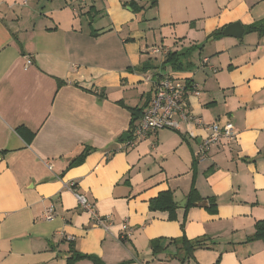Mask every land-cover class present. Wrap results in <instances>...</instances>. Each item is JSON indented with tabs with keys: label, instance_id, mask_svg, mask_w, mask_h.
<instances>
[{
	"label": "crops",
	"instance_id": "0c3cea01",
	"mask_svg": "<svg viewBox=\"0 0 264 264\" xmlns=\"http://www.w3.org/2000/svg\"><path fill=\"white\" fill-rule=\"evenodd\" d=\"M133 1L145 10L133 13ZM151 1L0 0V264H70L74 253L93 259L73 264H264V241H248L264 221V35L248 31L264 19V0ZM235 23L242 37L225 36ZM216 30L223 35L213 39ZM153 46L180 56L182 70L151 56ZM143 64L192 85L195 121L126 148L125 106L148 96L136 91ZM215 122L233 124L236 137L199 160ZM71 187L112 217L109 231L94 226ZM192 189L215 198L217 212L203 202L187 209ZM165 191L177 204L173 221L150 210ZM183 235L216 246L182 261L166 241L152 254V240Z\"/></svg>",
	"mask_w": 264,
	"mask_h": 264
},
{
	"label": "built area",
	"instance_id": "2783aa9c",
	"mask_svg": "<svg viewBox=\"0 0 264 264\" xmlns=\"http://www.w3.org/2000/svg\"><path fill=\"white\" fill-rule=\"evenodd\" d=\"M31 0H23L28 4ZM82 4L94 0H79ZM150 55L165 59L170 54V49L165 46H153L149 50ZM32 64L30 58L27 59V67ZM144 82L150 84L151 98L148 108L144 115L137 121L133 127L132 137L126 143V148H133L139 141L152 133L160 130H178L181 122L192 123L194 116L187 110V95L191 88L187 83L178 79H173L168 75H158L154 72H147L144 76ZM207 136L202 141L196 153V157L202 160L206 157L208 150L222 140L228 143L236 137V130L233 124L226 122L221 124L215 122L205 126ZM52 169V165L49 166ZM76 195L80 208L87 212L92 219L94 226L103 228L107 231L114 225L111 216H102L98 213L95 205L89 199L79 193L76 188L71 187ZM56 208L50 206L46 219L51 220L55 217ZM122 234L119 236L121 242H125L131 235V229L128 223L121 224Z\"/></svg>",
	"mask_w": 264,
	"mask_h": 264
},
{
	"label": "trees",
	"instance_id": "16d2710c",
	"mask_svg": "<svg viewBox=\"0 0 264 264\" xmlns=\"http://www.w3.org/2000/svg\"><path fill=\"white\" fill-rule=\"evenodd\" d=\"M156 5V1L153 0L150 2V7ZM126 6H130L132 8L133 13H140L143 10H145L146 6H140L136 2H129L126 4ZM249 32H258L260 35H264V19L261 20L260 22L254 24L251 26L248 30ZM222 31L221 30H216L211 34V37L213 39H218L222 37ZM166 64H171L172 68L174 71H180L182 70V62L180 61V56H178L176 53H170L164 60V65ZM153 68L151 66H146V64H143L141 68L138 70L142 73H147L148 71H151ZM156 69V68H155ZM158 75V72H154ZM188 84V83H187ZM188 87H192L191 84H188ZM150 98H151V91L148 92V96L146 97V100L144 101L143 105L140 107H127L124 105V103L119 102V104L125 106L132 114V128L131 131H133V127L137 121L144 115L146 109L149 106L150 103ZM131 134V133H130ZM132 137V135H131ZM131 139V138H130ZM129 139V140H130ZM88 154V150L85 149V151L77 156L75 159H73L70 163V167H75L77 165H80L85 157ZM211 170H209L210 172ZM197 192L195 189H192L191 193L189 194L187 198V206L186 208H190L192 206L197 205V203H206L204 206L212 213L217 212V203L215 198H208V199H201L198 198ZM150 210L151 211H164L169 213V219L170 220H176L177 215H176V210H177V204L174 200V195L172 191H165L160 193L156 198L152 199L150 201ZM182 229L184 230V223H182ZM255 234L251 236L248 241H256V240H262L264 241V221H259L257 222L255 226ZM169 241L170 244L175 245L177 254L176 257H181V260L184 261L186 259L193 258V255L196 251L198 250H212L215 248L216 243L215 241L209 237V236H202L199 238L195 239H188L185 235L179 237V238H159V239H154L150 242L151 246V251L154 256H157L161 254L164 250L165 247L163 246V243ZM83 258H91V256H86V255H81L74 253L73 257L69 260L70 264H73L75 261L78 259H83ZM221 263V257L218 259V261L215 264H220Z\"/></svg>",
	"mask_w": 264,
	"mask_h": 264
},
{
	"label": "water",
	"instance_id": "95a60500",
	"mask_svg": "<svg viewBox=\"0 0 264 264\" xmlns=\"http://www.w3.org/2000/svg\"><path fill=\"white\" fill-rule=\"evenodd\" d=\"M243 33H244V28L240 23H235L228 26L223 32L225 36L235 37V38H241ZM184 206H185V202L182 204V207Z\"/></svg>",
	"mask_w": 264,
	"mask_h": 264
},
{
	"label": "rangeland",
	"instance_id": "374dc122",
	"mask_svg": "<svg viewBox=\"0 0 264 264\" xmlns=\"http://www.w3.org/2000/svg\"><path fill=\"white\" fill-rule=\"evenodd\" d=\"M139 27L142 28L143 26L140 25ZM143 44H144V45H143L144 49H147V48H146V42H143ZM144 49H143V50H144ZM144 56H146V58L148 59V55H147V54H144ZM149 57H150V56H149ZM136 91H138L139 93H142L143 91H145V92H146V91L149 92V86H148L146 83L143 82V84L141 83V84L138 85V88H137ZM139 103H140V100H139Z\"/></svg>",
	"mask_w": 264,
	"mask_h": 264
}]
</instances>
